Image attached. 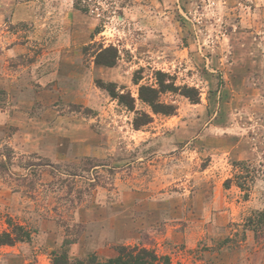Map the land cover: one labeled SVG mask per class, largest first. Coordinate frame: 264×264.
Segmentation results:
<instances>
[{
	"label": "rangeland",
	"instance_id": "rangeland-1",
	"mask_svg": "<svg viewBox=\"0 0 264 264\" xmlns=\"http://www.w3.org/2000/svg\"><path fill=\"white\" fill-rule=\"evenodd\" d=\"M227 3L0 0V234L19 237L0 264L104 261L121 245L264 264V38ZM137 112L151 122L135 129Z\"/></svg>",
	"mask_w": 264,
	"mask_h": 264
},
{
	"label": "trees",
	"instance_id": "trees-1",
	"mask_svg": "<svg viewBox=\"0 0 264 264\" xmlns=\"http://www.w3.org/2000/svg\"><path fill=\"white\" fill-rule=\"evenodd\" d=\"M97 63L110 66L113 65L114 61L110 60L102 62L97 59ZM157 75L160 80L161 90H170V85L165 84L164 81L160 79L161 76H163V73L157 71ZM99 82V86L107 90L111 97L118 99L119 103L124 104L127 108L134 109V99L129 93H118L114 83L105 84L102 81ZM133 82L137 83L136 79ZM138 92L140 99L150 105L155 113L160 112L163 114H170L172 112L173 109L171 107L161 105V103L157 101L158 91L155 89L142 85L139 87ZM150 122L151 117L148 114L137 112V115L134 117L132 123L135 129H139ZM238 186L241 189L243 188V185L241 184H238ZM18 239L19 237H13L10 233L4 232L0 234V245L11 244L13 241ZM159 260H164V264H170L167 256H159L155 253V251L144 247L140 248L137 246L131 247L126 245L118 246L116 255L104 261H99L96 256H90L84 260L74 261L69 260L63 253H53L52 256V264H153Z\"/></svg>",
	"mask_w": 264,
	"mask_h": 264
},
{
	"label": "crops",
	"instance_id": "crops-1",
	"mask_svg": "<svg viewBox=\"0 0 264 264\" xmlns=\"http://www.w3.org/2000/svg\"><path fill=\"white\" fill-rule=\"evenodd\" d=\"M177 1H179V0H177ZM215 1H217L219 3H221V1H223V5H226L227 8L229 7V3H227L228 0H215ZM212 3H215V2L212 1ZM245 7H248L249 8V10H250V13H249L250 15L249 16L251 17V20H252V21H249L248 20V24L249 25H254V26L260 25L261 35L258 36V37L256 36L255 39L258 40V39L264 38V0H233V6L231 7V9L234 12L240 11L239 13L242 15V14H245V10H244ZM246 18L247 17L242 16L240 18V20H239L240 24L242 23L243 26L245 24L243 22H247ZM177 23H178V21H177ZM261 42H262V44L260 46L263 45V47H264L263 40ZM236 48H238V53H239L237 55V57L239 58V62H241V63H238V65H240V64H242L244 62V60L241 59V58L246 54V50H244L242 47H236ZM256 50H259L260 51V49L258 47L256 48ZM256 53H258V51H256ZM224 54L225 53L223 51L222 52V55H224ZM226 55H229V54L227 53ZM256 56H257V60H255V62L257 63L259 61H262L263 62V65H264V49L261 52V54L259 53ZM243 58L247 59L248 56L243 57Z\"/></svg>",
	"mask_w": 264,
	"mask_h": 264
}]
</instances>
